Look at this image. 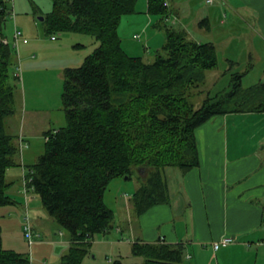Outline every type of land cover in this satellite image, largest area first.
<instances>
[{
    "label": "trees",
    "instance_id": "obj_1",
    "mask_svg": "<svg viewBox=\"0 0 264 264\" xmlns=\"http://www.w3.org/2000/svg\"><path fill=\"white\" fill-rule=\"evenodd\" d=\"M145 1L154 26L165 33L151 59L129 53L118 31L121 16L137 12L138 0H51L43 17L44 34H82L93 37L96 45L79 65L62 69L58 99L65 122L44 132L41 152L26 165L19 159L28 144L5 123L15 111L21 80L13 67L20 61L19 40L15 46L13 36L11 41L6 34L11 5L0 0V206L19 202L9 192L6 170L20 165L23 189L38 195L68 235V247L56 264H81L93 238L115 227L116 212L104 201L112 179H140L131 196L140 215L168 201L167 167L187 171L199 164V125L228 112L264 111V82L243 86L244 71H232L233 60L228 59L227 88L208 91L206 72L219 63L215 44L197 41L168 21L167 0ZM130 244V254L143 260L127 262L119 250L110 264H184L187 259L181 243ZM0 264H29L27 252L3 246L1 226Z\"/></svg>",
    "mask_w": 264,
    "mask_h": 264
},
{
    "label": "crops",
    "instance_id": "obj_2",
    "mask_svg": "<svg viewBox=\"0 0 264 264\" xmlns=\"http://www.w3.org/2000/svg\"><path fill=\"white\" fill-rule=\"evenodd\" d=\"M167 2L171 14L170 22L173 24L177 20L181 28L186 29L192 23L195 24L197 31L214 33L211 26L200 28L197 25L202 15L209 21L214 18L220 25L218 42L225 53L224 56H227L225 60H233L237 62L238 69L243 68L242 82L252 84L264 82V0H197L200 11L198 9L191 11L190 6L186 5L190 0ZM146 12L141 13L144 16H125V27L132 28L136 24L139 28L144 26L143 28L147 29L145 46L157 48L165 41V34L151 32L150 27L151 24L155 27V20ZM156 30L162 31L160 27H156ZM130 32L124 35L126 39L123 45L127 51V47L131 50L140 47L128 39L135 35V33L131 35ZM86 37L84 36V39ZM193 38L204 41L203 37ZM27 43L21 44L20 47L23 48L24 59L29 56L26 50ZM214 44L216 46V43ZM147 58L150 59V56ZM257 63L261 67L258 70L255 69ZM21 69L23 70L22 65ZM62 69L58 74L61 75ZM250 75L255 76L250 78ZM252 78L253 81H250ZM59 92L60 87L57 93ZM33 106L36 112L27 114L28 117L24 118L20 132L16 133L22 134L24 144H28L23 148L19 159L26 165L35 161L41 152L44 132L60 126H53L54 115L50 112L47 117L48 125L41 130V140L31 142L32 132L29 131L27 123L31 125L30 121L33 118L34 121L37 117L41 118V115L38 116L40 113L38 110H42L43 106H51L52 109L61 111L58 95L52 102L40 104L36 102ZM54 120L60 121L56 118ZM195 137L199 164L187 171L175 167H167L165 170L168 201L153 205L144 213L137 215L135 224H132V215L128 212L126 228L129 227L130 238L124 236L125 233L118 224L108 232L95 236L93 244H103L113 252L117 245L121 250L122 245L137 240L144 242L160 240L171 244H183L186 248L187 261L192 260L193 264H264V111L228 112L212 116L195 129ZM17 166L18 170L15 169L10 174L8 171L6 177L10 182V194L19 202L13 204L15 215L6 216H15L14 220L12 218H9L12 221L6 220L5 216H0L2 233L7 232L9 226L13 227V231H18L22 223L24 205L21 201V191L19 192L22 169L20 165ZM16 178L18 185H14ZM14 193L18 194L15 196ZM32 195L34 196L28 203L29 205L34 203L32 209L39 210L34 213L32 224L37 232L45 236L44 239L36 241L40 244L38 248L43 251L52 246L53 249L60 248L61 257L68 238H64V234L59 236L54 220L42 209L38 195L35 193ZM1 209L0 213L3 210ZM224 236H230L232 242L215 250L213 242ZM8 239L6 248L22 250L20 246L15 245L13 234ZM2 241L4 242L3 235ZM210 251L213 252L211 260L208 257Z\"/></svg>",
    "mask_w": 264,
    "mask_h": 264
},
{
    "label": "rangeland",
    "instance_id": "obj_3",
    "mask_svg": "<svg viewBox=\"0 0 264 264\" xmlns=\"http://www.w3.org/2000/svg\"><path fill=\"white\" fill-rule=\"evenodd\" d=\"M146 1L145 0H138L136 3V10L137 12L133 14H125L122 15L119 20L118 25V31L120 36L123 38V43L125 44V37L124 35L126 33H131V35H134V37H128V39L133 40L136 42L140 47H136L135 50H131L127 47L128 52L131 54H142L147 58V56H150V59L153 57L155 47L149 46L146 47V28H139V25L132 26L130 28L129 26H126V19L125 16H144L146 12ZM9 3L11 5L12 13L14 14V20L17 27L22 31V36L19 38V48L17 49V55H21L20 57V65L23 66V70H21L22 78L21 82L19 83V90L16 91V100L14 103L15 111L12 115L7 117L5 119L7 130L10 133L16 134L20 132V129L24 125V118L28 117L27 114H34L36 110L34 109L33 103H44L46 101L52 102L53 99H56L59 90V81L61 79L62 74H58L59 70L61 68H64L65 66L69 65H79L81 61L83 60V57L90 53L94 46L96 45L93 37L87 36L86 39H84L85 35L82 34H76V33H70V32H61L59 34H56V38L46 36L44 34V23L43 19L41 17H44V14L51 10L52 2L51 0H9ZM190 6L191 11H194L195 9L199 10V5L197 0H190L188 4ZM200 11V10H199ZM203 12V11H202ZM148 13V12H146ZM149 15V13H148ZM145 14V16H148ZM130 18V17H129ZM204 19V15H202V18L198 20L197 25L200 28H206L208 26L212 27V30L214 33H206L197 31L195 24L190 23L189 26L186 28L188 30V34L190 37H203L204 41H215L216 43V49L218 52V58L219 63L218 66L207 70L206 72V89L210 91L212 94L222 91L227 88L230 78L231 71L227 70L228 67V60H225L224 52L222 51V48L218 42L219 39V31H220V25H218V22L213 18L211 21L207 19V21H202ZM14 20L12 17H9L7 21V32L6 34L9 36V34L13 31L14 28ZM170 21V20H168ZM200 22V23H199ZM153 24H151V32H161L164 33V30L160 28L162 31H157L156 27H152ZM173 25L176 28H181V25L176 22L173 23ZM149 29V27H147ZM165 34V33H164ZM13 33L11 34V41ZM214 39V40H212ZM22 40H27L26 50L28 51V57L24 59L23 57V48L21 44H24L26 42ZM93 40V41H92ZM24 42V43H23ZM12 43V42H11ZM76 43H84L85 47H75L72 46V44ZM125 46V45H124ZM148 48V49H147ZM20 51V52H19ZM136 51V52H134ZM22 53V54H21ZM236 53V52H235ZM230 55V54H229ZM32 60V61H30ZM255 63V62H254ZM256 70L260 69V64H256ZM14 67V65H13ZM242 71L243 68L240 67L239 69L234 67L232 71ZM60 76V77H59ZM255 75H250L251 78ZM24 77V84L23 82ZM253 81V78L252 80ZM254 84V83H253ZM243 86L252 85V82H242ZM18 92V93H17ZM57 93V94H56ZM20 94V96H19ZM19 96V97H18ZM26 97V100H25ZM198 99V98H197ZM42 110H38L40 112L38 114L41 115V118L39 119L37 117V120L34 121V118L30 121L29 124V131L32 132V135H30V138H33L30 140L33 143H36L41 140L42 131L47 123L49 122L48 115L51 112L53 117V126L55 125H62L64 124V116L63 111L54 110L51 108V106H43ZM51 108V109H50ZM58 119L60 121H55L54 119ZM26 149V148H25ZM39 151V149H38ZM25 161V159H24ZM26 162V161H25ZM15 169L18 170V166H12L9 167L6 170V174L13 173ZM22 177V175H21ZM20 177V178H21ZM7 178V177H6ZM140 179L134 175L130 179L123 178H114L112 179L105 190L104 194V201L105 203L112 207L115 210L116 219H115V226L118 224L123 229V233H125V237L130 238V232L129 227L126 228L127 224V216L128 212L131 213L132 217V224H135L137 220V215L135 211L132 208V202H131V196L133 192L137 189V187L140 185ZM14 185H18L17 178L14 181ZM21 191V198H22V204L24 205L22 209V223L20 228L18 227V231H13V227L9 226V229H7V232H3V246L6 248L8 245V238L13 234L14 236V243L17 245V247L20 246V251L27 252L28 255L31 253V259L32 264H56V259L60 258V248H52L48 247V250L40 249L38 248V242H35L31 248L29 249L27 240L23 234L22 225H23V217H24V209H25V198H24V189L21 182V188L19 192ZM30 192V191H29ZM127 193V194H126ZM18 193H14L16 196ZM32 193L30 192V195L28 197V201L33 197ZM18 198V197H17ZM39 203L41 204V201L38 197ZM32 205L34 207V203L30 204L27 202V211L31 219H34V213L38 212V209H32ZM42 207V205H41ZM2 208V213H0V216H5L4 218H7L6 220H11L9 218L15 219V216L6 217L7 215L14 214V206L13 204H7L4 206H0ZM44 212L48 215V213L45 211V209L42 207ZM19 215V213H17ZM15 215V214H14ZM49 216V215H48ZM12 221V220H11ZM19 224V223H18ZM17 224V225H18ZM55 226L57 227L59 231H61L62 234H64V238H68V235L65 231L61 230L57 223L54 221ZM11 225V224H9ZM13 231V233H12ZM131 231V230H130ZM60 237L62 235H59ZM45 236L41 235V238L44 239ZM132 239V238H131ZM45 243V242H43ZM42 244V243H41ZM130 243H127L125 245H122L121 251L123 252V260L127 262H139L142 261L143 258L141 256H133L130 254ZM96 246V248L94 247ZM68 243L64 247V251L67 249ZM89 249L88 255L85 256L81 264H110L109 258H116V255L119 253V247L118 245L114 249L113 252L111 250L103 245H95L91 244L87 247ZM209 260L213 257V252L210 251ZM43 255L42 257H40ZM184 264H193L192 260L187 261L185 259Z\"/></svg>",
    "mask_w": 264,
    "mask_h": 264
},
{
    "label": "built area",
    "instance_id": "obj_4",
    "mask_svg": "<svg viewBox=\"0 0 264 264\" xmlns=\"http://www.w3.org/2000/svg\"><path fill=\"white\" fill-rule=\"evenodd\" d=\"M207 1H211V0H207ZM165 5H168V2L165 1L164 2ZM14 19V14L11 13V16ZM22 36V31L15 26L14 27V32H13V38H14V45L17 46V41L19 40V38ZM24 42L26 40H23ZM14 74L15 76H17L20 80L22 78L21 76V65H20V61H16L14 64ZM24 198H25V213H24V217H23V225H22V230H23V234L27 240L29 249L31 248V246L37 241V238L39 237V234L37 232L33 231V226H32V222H31V217L28 214L27 211V202H28V197H29V190L28 189H24ZM232 242V238L230 236H224L222 238H220L219 240L213 242V248L216 250L218 249L220 246H226L228 244H230ZM29 264H32V259H31V253L29 254Z\"/></svg>",
    "mask_w": 264,
    "mask_h": 264
},
{
    "label": "water",
    "instance_id": "obj_5",
    "mask_svg": "<svg viewBox=\"0 0 264 264\" xmlns=\"http://www.w3.org/2000/svg\"><path fill=\"white\" fill-rule=\"evenodd\" d=\"M41 19H43V17H41ZM125 179H127V176H124Z\"/></svg>",
    "mask_w": 264,
    "mask_h": 264
}]
</instances>
